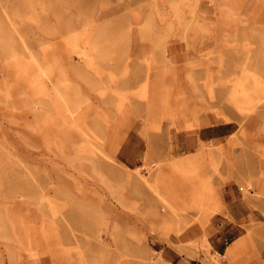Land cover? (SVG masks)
<instances>
[{"label":"rangeland","instance_id":"374dc122","mask_svg":"<svg viewBox=\"0 0 264 264\" xmlns=\"http://www.w3.org/2000/svg\"><path fill=\"white\" fill-rule=\"evenodd\" d=\"M0 264H264V0H0Z\"/></svg>","mask_w":264,"mask_h":264},{"label":"bare ground","instance_id":"6f19581e","mask_svg":"<svg viewBox=\"0 0 264 264\" xmlns=\"http://www.w3.org/2000/svg\"><path fill=\"white\" fill-rule=\"evenodd\" d=\"M180 32V31H179ZM176 87V86H175ZM173 202L175 203H181L182 200L179 198L178 194H175L174 197H173ZM209 216V213H201L199 215V219H200V222L201 223H204L207 218ZM210 217V216H209ZM209 219V218H208ZM237 245H238V242H234L232 243L226 250V254L230 257L231 255H233L234 253V250L237 248ZM231 261V260H230Z\"/></svg>","mask_w":264,"mask_h":264},{"label":"crops","instance_id":"0c3cea01","mask_svg":"<svg viewBox=\"0 0 264 264\" xmlns=\"http://www.w3.org/2000/svg\"><path fill=\"white\" fill-rule=\"evenodd\" d=\"M233 241H234V240H233ZM171 248H172V247H171ZM172 250H174V252L177 254V251H176V249H173V248H172Z\"/></svg>","mask_w":264,"mask_h":264}]
</instances>
